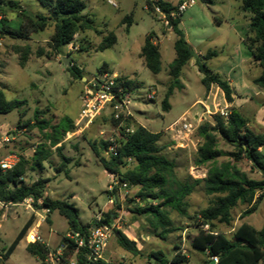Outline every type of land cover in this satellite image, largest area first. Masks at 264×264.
<instances>
[{
  "label": "rangeland",
  "instance_id": "rangeland-1",
  "mask_svg": "<svg viewBox=\"0 0 264 264\" xmlns=\"http://www.w3.org/2000/svg\"><path fill=\"white\" fill-rule=\"evenodd\" d=\"M12 1L19 4L25 16L48 15L47 9L41 6L38 0ZM80 1L84 5L82 14L89 16L93 25L91 29L79 31L74 35L72 41L74 50L69 51L67 46L63 52L69 53V62L79 68L84 79L96 74L105 64L106 70L134 79L140 84L132 91L134 97L138 99L135 107L136 119L148 131L161 134L159 145L163 146L162 154L175 162V175L179 180L188 176L193 178L191 174L195 176L196 170L192 169L206 171L208 164L196 166L194 163L196 148L201 142L197 129L184 148H176L166 131L168 125L184 114L190 119L195 114L199 116L203 114L200 126L206 122L211 123L215 112L221 109L224 112L230 110L224 108L223 98L215 92L209 97L207 93L205 94V88L201 84L202 75L195 66L197 53L201 55L209 51L216 53L206 61V66L220 77L233 82L236 91H239L236 92L239 99L233 108L248 120L249 129L258 133L264 132V90L252 83V79L258 77L261 69L253 63L243 46V39L249 34L250 14L241 11L239 1L212 0L210 3L208 0H195V5L182 13L178 27L195 57L181 69L179 80L183 88L175 90L168 98L170 107L167 111L162 110L161 101L170 80L168 65L175 56L173 50L175 35L172 30L168 29L158 15L145 9V0H111L115 7L108 4V0ZM161 1L172 5L177 3V0ZM0 15L3 19L0 22V31L5 27L17 31L24 24L18 10L8 6L0 8ZM127 15H131L132 18L128 29L126 24H121ZM25 30L28 39L0 34V89L7 100L24 102L18 109L0 115V135L8 133L13 137L12 141L0 150V155L4 152H14L29 159L31 152L43 140L42 133L37 127H33L35 121L43 120L49 125H54L62 117L67 116L74 122L80 108V94L84 82L73 78L67 71L62 62V58L67 56L55 55L47 48V42L44 40L48 41L52 35L53 22H50L45 30L37 33ZM110 32L116 37L115 44L104 51H96L101 39ZM149 33L154 34L156 38L153 41L159 47L161 70L156 75L144 66L143 59L139 57L144 39ZM24 47L29 48V54L24 67H21L19 58ZM15 48H18V53ZM39 51L42 55H38ZM239 79L246 89L239 86ZM149 90L156 93L153 101L146 100ZM206 110L212 115L208 116ZM110 136H112L110 119L106 115L98 117L88 129L62 142L61 155L68 161L60 171L57 170L60 169L63 160L53 149L52 156L44 163V169L26 172L24 182L31 184L38 179L48 180L44 196L73 204L78 209V221L81 225L92 224L97 218H102L103 214L114 209L116 215L110 220L113 232L103 252L107 262L154 264L147 257L150 253L161 252L169 260L179 251L180 254L188 256V264L210 263L205 254L190 248L189 241L198 230L194 216L208 206L212 197L206 196L201 186H196L186 197L187 217L168 211L175 231L165 239L147 235L144 217L133 213L135 207L144 205L137 197L139 187L115 186L109 191L112 179L90 147V143H98ZM217 147L226 154L234 151L220 139ZM221 162L229 163L248 179H263L262 174L252 168L245 159L235 163L226 155L217 160V163ZM199 175L205 174H201L200 171ZM115 206H119V210ZM248 208L249 206L245 204H237L231 211V223L225 225L214 222L215 231L231 239L242 223L260 229L264 223V198L256 203V209L252 214L245 216L244 212ZM29 217V212L15 208L6 221L0 224V252L12 243ZM50 221V229L49 222L43 223L39 233L43 239H48L51 246H55L68 229L65 219L56 211L50 214ZM115 230L121 231L132 241L134 238L141 254L133 256L119 248L115 240ZM27 246L23 238L1 264H40L27 252Z\"/></svg>",
  "mask_w": 264,
  "mask_h": 264
},
{
  "label": "trees",
  "instance_id": "trees-1",
  "mask_svg": "<svg viewBox=\"0 0 264 264\" xmlns=\"http://www.w3.org/2000/svg\"><path fill=\"white\" fill-rule=\"evenodd\" d=\"M210 3L212 0H208ZM241 3L240 9L249 13V34L243 39V46L257 64L261 71L258 77L252 79V83L264 90V0H236ZM41 6L47 9V16H25L19 8V4L12 0H0V8L8 6L18 10L23 17L24 24L17 31L7 27L0 31L12 38L28 39L25 29L37 33L45 30L50 22H53V33L47 41V48L55 55H65L63 49L69 46L74 35L79 31L92 28L93 22L89 16L82 14L84 5L80 0H38ZM161 10L165 13L175 9V5L159 1ZM148 12H152L149 0H145ZM3 19L0 20L2 22ZM132 23L131 15L125 16L121 24H126V29ZM180 17L169 19L167 26L175 35L173 50L174 59L168 65L169 84L161 108L163 111L169 109L168 98L175 90H181L183 85L179 80L181 69L187 62L195 57L191 46L186 42L183 33L179 29ZM155 36L149 33L143 42L139 57L143 59L144 66L152 73L158 74L161 70L159 47L154 43ZM116 42L114 33L110 32L104 36L98 44L96 51H104L111 48ZM16 53H18V48ZM64 53V54H63ZM29 54V48L24 47L19 58V65L24 67ZM38 55H42L41 51ZM216 53L209 51L205 55L195 57V66L202 75L201 84L208 92L211 85L219 88L226 103L233 101V90L228 82L218 74L213 73L207 66L206 61L214 57ZM67 71L75 79H82L81 71L71 61ZM106 71V65H102L97 72ZM118 82L122 83L128 90H135L139 87L134 79L119 77ZM24 105L18 100L9 101L5 98L3 90L0 89V115H5ZM36 117V116H35ZM248 120L237 110L230 108L226 118L216 114L212 116V122H206L197 129L201 142L197 145L194 163L196 166L208 164L205 177L193 179L187 177L179 180L175 175L176 164L163 154V146L159 145L160 133H152L140 125H135L132 133L125 136L119 144L117 156H110L108 159L102 157L107 149V141L90 143L95 156L100 160L103 169L116 175L121 183L128 187H139L137 197L143 202V206L135 207L133 213L144 217L147 235L165 239L167 235L175 231L168 211H173L181 217H187L188 204L186 197L189 196L196 186H201L206 196L212 197L206 208L201 209L194 216L196 234L190 239V248L205 254L208 257L216 256L218 264H264V223L260 229L242 223L234 232L233 237L228 239L224 234L216 232L214 222L229 225L231 223V211L237 204H245L249 208L244 215L254 212L256 203L264 198V132H254L248 128ZM26 127H30L26 125ZM33 127H37L42 133V142L31 152L27 159L23 154H18L19 162L11 170L0 176V200L3 202L18 203L25 198L31 197L36 202L41 199L39 208H48L50 213L56 211L62 216L67 224L68 231L79 232L83 236L88 234L91 224L81 225L78 221V209L66 200H51L44 196L45 184L48 180L38 179L31 184L24 182L28 171L43 170L44 163L52 156L53 149L63 160L60 171L67 158L61 155L62 142L66 135L73 131L74 122L69 117H62L54 125H49L43 120H36ZM218 139L233 148L230 154L224 153L217 147ZM60 145V146H58ZM14 153V152H13ZM230 156L232 161L237 163L243 159L247 160L252 168L256 169L263 176L261 180L248 179L231 167L227 162L217 163L223 156ZM131 164V166H129ZM113 193V192H110ZM119 210V206H115ZM115 210L103 214L96 223L109 224L112 216L115 217ZM47 222H50L47 218ZM32 223L29 218L12 243L0 253L1 263L7 259L19 242L24 238L27 229ZM201 224L209 226L211 232L205 233L198 227ZM116 243L123 251L137 256L141 252L137 249L136 243L130 240L121 231H114ZM69 248L74 245L70 244ZM176 249H178L176 247ZM27 252L38 261L44 258L46 249L41 244H28ZM86 248H80L77 257V264H112L99 260L91 263L85 258ZM154 264H188V258L177 251L169 260L161 252H152L148 256ZM210 262V261H209ZM41 264V263H40ZM209 264V263H207Z\"/></svg>",
  "mask_w": 264,
  "mask_h": 264
},
{
  "label": "built area",
  "instance_id": "built-area-1",
  "mask_svg": "<svg viewBox=\"0 0 264 264\" xmlns=\"http://www.w3.org/2000/svg\"><path fill=\"white\" fill-rule=\"evenodd\" d=\"M160 0H149L153 14L158 15L164 23L167 25L169 19H175L181 17L182 13L189 7L195 5V0H177L175 9L169 13H165L161 10ZM108 4L115 7V4L111 1H107ZM145 9L148 7L145 5ZM0 15V20H1ZM69 51L74 50L72 43L68 46ZM119 76L115 73L107 71L97 72L96 74L84 79L83 89L80 94V108L77 118L74 121V129L72 132L66 135L65 140L70 139L76 134L82 133L88 129L94 121L100 116H108L110 119V125L112 128V136L104 139L109 143L107 149L103 152L102 157L108 159L110 156H117V149L119 144L124 140L125 136L132 133L134 130V114L136 107V99L132 93L133 90H128L118 82ZM156 93L153 90H149L146 94V100H155ZM205 113L210 116L212 113L206 110ZM220 115L226 118L228 112L219 110L214 115ZM203 121V114L199 116L195 114L191 119L187 114L182 115L177 120L172 122L166 128V131L170 134L171 141L176 148H184L185 145L190 142L192 134L198 129L199 124ZM102 135V133H101ZM13 137L8 133L0 135V150L6 147ZM19 162V156L17 153L4 152L0 155V176L8 170H11ZM196 170L194 179L198 177H205V175H199L200 170ZM109 174V173H108ZM112 179V185L109 186V191L115 186H121L127 188L125 183H121L116 175L109 174ZM41 199L34 201L33 198L28 197L18 203L3 202L0 200V224L5 222L9 214L15 208H22L25 212L30 213V217H34L30 227L27 229L24 240L27 244H41L46 249V254L39 262L41 264H77V257L80 248H86L85 258L87 261L94 263L99 260L107 262L103 257V252L107 246V242L113 232L112 224L110 227L106 226V223L98 225L96 222L100 220L97 218L92 224L86 236H83L79 232L66 231L56 243L55 246H51L48 242L44 241L39 233V228L43 223H46L47 218L50 215L48 208L37 209L34 204L40 206ZM200 230L209 234H216L211 232L210 228L206 224H201L198 227ZM73 244V248L68 246ZM208 260L213 264H218V258L216 256L208 257Z\"/></svg>",
  "mask_w": 264,
  "mask_h": 264
},
{
  "label": "crops",
  "instance_id": "crops-1",
  "mask_svg": "<svg viewBox=\"0 0 264 264\" xmlns=\"http://www.w3.org/2000/svg\"><path fill=\"white\" fill-rule=\"evenodd\" d=\"M21 10V9H20ZM180 24V23H179ZM179 26V25H178ZM168 29H169V26H168ZM156 38V37H155ZM44 41H46L47 42V40H44ZM155 43V42H154ZM156 44V43H155ZM197 56H202L200 53H197ZM107 72H110V70L108 71V70H106ZM212 71V70H211ZM213 73H215L214 71H212ZM110 73H113V72H110ZM116 74V73H115ZM217 74V73H216ZM119 76V75H118ZM119 77H125V76H119ZM128 78V77H127ZM223 80H226L227 82H228V84H229V86H230V88L233 90V101L231 102V103H226L225 102V100H224V98H223V94H222V92H221V90L219 89V88H217L215 85H211L210 86V88H209V91L208 92H205V94L207 93L208 94V96L207 97H209L210 95H211V93H216L217 95H219L221 98H223L222 99V101L225 103L224 104V108H233L234 107V104H235V102H236V100H238L239 99V95H237L238 93H239V91H236V89H235V87H234V84H233V82L231 81V80H229V79H227V78H223V77H221ZM81 81L82 82H84V78H82L81 79ZM181 82V81H180ZM182 84V83H181ZM239 86L240 87H242V88H244V89H246V87L245 86H243V84H242V82H241V80L239 79ZM236 92H238L237 94H236ZM241 92V91H240ZM135 111H137V109L135 108ZM134 123H135V125L137 124V125H140L141 126V124L139 123V121L136 119V113L134 114ZM200 171H201V174L202 173H206V171H204V170H202V169H199ZM51 214V213H50ZM34 219V217H32V220ZM48 219H49V221H50V215H49V217H48ZM46 223H48L47 221H46ZM49 224V229H50V224H51V221L48 223ZM42 225H44V224H42ZM42 225L40 226V228L42 227ZM39 228V229H40ZM233 230V229H232ZM40 232V231H39ZM43 238V237H42ZM60 239V238H59ZM133 240L135 241V239L133 238ZM44 241H46V242H48V239H44ZM59 241V240H58ZM57 241V242H58ZM186 257H188V256H186Z\"/></svg>",
  "mask_w": 264,
  "mask_h": 264
},
{
  "label": "water",
  "instance_id": "water-1",
  "mask_svg": "<svg viewBox=\"0 0 264 264\" xmlns=\"http://www.w3.org/2000/svg\"><path fill=\"white\" fill-rule=\"evenodd\" d=\"M62 62H63V64H64L67 68H69V67L71 66L68 57H63V58H62ZM111 223H112V222H110L109 224H106V226L110 227ZM115 237H116V235H115ZM0 264H1V258H0ZM209 264H213V263L210 262Z\"/></svg>",
  "mask_w": 264,
  "mask_h": 264
}]
</instances>
